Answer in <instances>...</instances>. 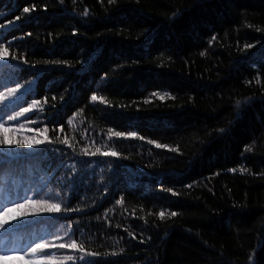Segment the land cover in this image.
Segmentation results:
<instances>
[{"label": "trees", "instance_id": "16d2710c", "mask_svg": "<svg viewBox=\"0 0 264 264\" xmlns=\"http://www.w3.org/2000/svg\"><path fill=\"white\" fill-rule=\"evenodd\" d=\"M0 45V139L50 141L0 146V208L61 205L0 264H264V0H0Z\"/></svg>", "mask_w": 264, "mask_h": 264}, {"label": "snow or ice", "instance_id": "6c2138e0", "mask_svg": "<svg viewBox=\"0 0 264 264\" xmlns=\"http://www.w3.org/2000/svg\"><path fill=\"white\" fill-rule=\"evenodd\" d=\"M112 2L113 0H109V3H112ZM30 11H32V9L28 7L23 8L24 13H30ZM15 19L19 20L20 17H16ZM0 47H3V46L0 45ZM0 58H4V57H0ZM11 58L13 60L16 59V57L14 56ZM20 88H21V85L17 84L16 87L9 88L6 93L0 92V103H3L7 101L8 99L14 97L18 93ZM91 99L92 101H96L98 97L96 95H93ZM39 104H40L39 101H33L32 104L29 105L28 107L22 108L20 111L16 112L14 115H9L7 117V120L8 121L16 120L18 117L24 116L25 113L29 112L32 108H34L35 106ZM71 123L72 121L70 120L69 124ZM3 126H4L3 124H0V127H3ZM20 127H23V125H21ZM62 130L63 129H61V131ZM34 131L39 132L40 129H35ZM47 131H48L47 128L43 130V132L45 133L44 140H36L34 144H27L26 141H23V140L9 141V140L0 139V146H5V147H13V146H20V145H26L28 147L38 146L40 144L45 143L46 141H49V138L46 134ZM109 131L111 132V130ZM112 135L116 137H122V136H125L126 134L121 133V132H114L112 133ZM127 135L132 136V137L136 136L135 133H129ZM149 142L151 143V141ZM62 143L67 144L68 143L67 139L63 140ZM156 146L161 147V145L159 144H157ZM84 152L85 154H89L93 156L96 155V152L88 153L87 149H84ZM97 152H99V149H97ZM102 154L106 156H114V157L119 155V153L117 152H105ZM241 171L243 172L246 170L241 169ZM30 208L36 209L39 213H59L61 211V205L58 203H49L47 200L33 199L31 196H25L22 198L21 201H16V202L11 203L10 205H5L4 207L0 208V231H4L7 225H10L15 221H19L25 217H28L29 215L35 214L34 212L29 211ZM171 215L175 216L177 215V213L173 212L171 213ZM164 216H165L164 212L159 213V217L161 219H163ZM69 227H71V225ZM75 246H76L75 241L72 242V245H65V244L60 245L61 248L75 247ZM48 247L49 246L46 243H36L34 247H31L30 252L32 254L37 253L38 250L41 251V255L39 256V258L37 260L32 261V264H48L49 255L47 254V252L43 251L44 249ZM28 254H29V250H25L23 255L27 256ZM8 256H17L19 258H23V256H20L18 252H0V261H2Z\"/></svg>", "mask_w": 264, "mask_h": 264}]
</instances>
